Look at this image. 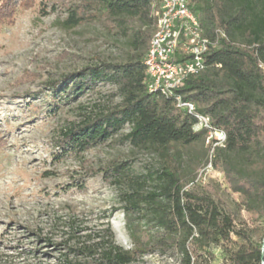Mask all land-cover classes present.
<instances>
[{"label":"trees","instance_id":"obj_1","mask_svg":"<svg viewBox=\"0 0 264 264\" xmlns=\"http://www.w3.org/2000/svg\"><path fill=\"white\" fill-rule=\"evenodd\" d=\"M17 0H2V7ZM204 35L214 41L206 68L192 76L178 92L209 116L227 134L224 147L215 149L214 166L221 169L230 189L244 205L264 216V0H189ZM66 23L77 26L96 19L110 28H132L134 52L125 61H101L48 83L50 112L77 100L99 83L117 86L121 100L69 124L55 141L58 159L80 155L116 140L147 148L161 161L159 168L136 174L127 161L115 159L100 167L104 179L128 188L123 207L133 241L131 249L117 244L109 222L93 245L74 248L83 259L64 258L60 264H134L145 254L178 256L177 264H203L217 245L228 253L222 264H264V234L253 240L237 229L208 191L186 189L174 145L187 146L206 138L196 130V117L176 105L172 96L150 93L145 56L156 28L153 0H68ZM8 3V4H7ZM224 35H223V34ZM245 159V160H244ZM151 182L153 189L145 191ZM142 213L155 229L140 232L131 214ZM233 236L246 243L237 244ZM233 245L228 247L225 245ZM66 256V255H65ZM0 264H12L0 255Z\"/></svg>","mask_w":264,"mask_h":264},{"label":"rangeland","instance_id":"obj_2","mask_svg":"<svg viewBox=\"0 0 264 264\" xmlns=\"http://www.w3.org/2000/svg\"><path fill=\"white\" fill-rule=\"evenodd\" d=\"M0 0V255L12 264H60L64 258L83 259L74 248L93 245L109 222L117 244L131 249L133 241L126 202L119 187L104 179L100 167L112 160L127 161L136 174L161 165L147 148H136L120 137L80 155L58 159L55 141L69 124L113 106L121 100L117 86L99 83L95 91L50 112L48 83L101 61H125L134 52L132 28H110L105 21L66 23L68 0H17L2 7ZM8 4V3H7ZM186 189L208 191L237 229L254 241L264 234V216L244 205L221 169L194 183L210 160L211 148L202 139L174 145ZM245 160V159H244ZM145 191L153 189L151 182ZM140 232H155L142 213L131 214ZM237 244L246 240L233 236ZM233 247V245H228ZM203 264H222L228 253L217 245ZM66 255V256H65ZM178 256L145 254L134 264H177Z\"/></svg>","mask_w":264,"mask_h":264},{"label":"built area","instance_id":"obj_3","mask_svg":"<svg viewBox=\"0 0 264 264\" xmlns=\"http://www.w3.org/2000/svg\"><path fill=\"white\" fill-rule=\"evenodd\" d=\"M153 1L157 20L144 59L147 75L145 84L150 93L172 96L179 108L196 117L195 129L206 130L205 139L211 148V155L200 169L194 181L196 183L214 170L215 149L225 146L227 134L223 129L214 127L210 117L199 112L197 105L178 91L192 76L206 68L205 57L215 43L204 35L189 0ZM259 66L264 71V63L260 62Z\"/></svg>","mask_w":264,"mask_h":264}]
</instances>
